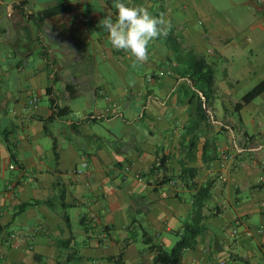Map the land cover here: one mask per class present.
<instances>
[{
	"label": "crops",
	"instance_id": "1",
	"mask_svg": "<svg viewBox=\"0 0 264 264\" xmlns=\"http://www.w3.org/2000/svg\"><path fill=\"white\" fill-rule=\"evenodd\" d=\"M187 1L127 3L171 25L134 64L100 25L116 19L108 0H0V264H63L69 254L70 264H154L143 233L172 248L196 219L191 182L210 185L211 197L181 264H264V92L233 110L234 82L260 72L259 82L264 61L228 73L238 46L259 49L264 3L247 0L254 18L238 28L207 25ZM189 53L215 72L225 66L206 119ZM56 106L69 110L55 116ZM164 176L177 178L158 186Z\"/></svg>",
	"mask_w": 264,
	"mask_h": 264
},
{
	"label": "trees",
	"instance_id": "2",
	"mask_svg": "<svg viewBox=\"0 0 264 264\" xmlns=\"http://www.w3.org/2000/svg\"><path fill=\"white\" fill-rule=\"evenodd\" d=\"M109 3H112L114 5L117 0H108ZM120 2L130 6L129 4L125 3L123 0H120ZM59 9H45L40 12L39 18L43 19L44 17H47L48 15H51L55 12H57ZM113 13L117 17L118 10L113 6ZM189 63V75L188 79L192 83V87L194 89V97H197V105H196V111L198 113L199 118L206 119V113L204 104L209 103L210 95L213 92V85L215 81V71L213 66L204 58L201 56H196L194 54H186L185 56ZM51 91V86L48 88V92ZM202 93L201 96L198 95V92ZM262 92H264V78L261 79L259 82H257L254 86H252L249 90H247L240 98L239 100L233 105V110L236 112H239L247 103L255 99L257 96H259ZM68 107H54V115L60 116L64 115L68 112ZM54 150L56 149V144L53 145ZM11 156L14 159V154L11 152ZM165 163V157H161L158 160V164L156 168H163ZM187 171L190 175H193V171L191 168H185L184 172ZM177 178L176 176H164L160 181L157 182V185H162L169 183L173 179ZM183 177L181 174L179 175V178ZM61 189L60 192V198H61V204L63 205V196H64V190H62L63 184L58 185ZM191 186L196 189V192L194 194V210L193 213L196 216V219H194L193 222H186L184 223V226L182 227V232L180 238L175 242V244L172 246L170 250L164 249L161 245H158L153 242L152 236L150 234L143 233V242L148 245L149 249L153 252V263L154 264H181L182 256L185 250L187 249H193L196 244V237L202 232L203 226L200 224V221L203 217L201 214V211L204 207H206L208 199L211 197L210 194V185L205 186H199L195 182H191ZM59 189V190H60ZM30 205L23 204V207H26ZM135 239H130L124 241V246H128L131 242H133ZM37 256V254H35ZM74 254H69L66 262L63 264H70V259H72ZM58 264H61L59 262Z\"/></svg>",
	"mask_w": 264,
	"mask_h": 264
},
{
	"label": "clouds",
	"instance_id": "3",
	"mask_svg": "<svg viewBox=\"0 0 264 264\" xmlns=\"http://www.w3.org/2000/svg\"><path fill=\"white\" fill-rule=\"evenodd\" d=\"M118 10L115 20L106 16L100 25L108 32L111 45L118 50H125L134 58L133 63L148 60V46L170 30V22L163 14L153 16L143 5L128 6L120 0L114 4Z\"/></svg>",
	"mask_w": 264,
	"mask_h": 264
},
{
	"label": "rangeland",
	"instance_id": "4",
	"mask_svg": "<svg viewBox=\"0 0 264 264\" xmlns=\"http://www.w3.org/2000/svg\"><path fill=\"white\" fill-rule=\"evenodd\" d=\"M185 3L190 6V8L195 7L199 11V19H202V21L207 25L209 24V26H212L214 22H218V25L230 23L232 26L236 25V27L240 28L249 23L251 18H254V13L247 8V0H188ZM200 24L202 25V23ZM206 24H203V26L205 27ZM258 48L256 54L248 55L249 48L247 46H238L236 54L232 58V68L235 70L229 71L228 73L241 74V72L236 69L240 68L243 64L248 65L249 63H253L254 66L256 64H261L264 61V39L261 41L260 45H258ZM224 67L223 64L218 67L221 71L215 72L216 77H222V73H225V71H223V69H225ZM260 75H262L260 72H255L246 78L241 77L238 83L234 82V97L240 98L247 90L257 83Z\"/></svg>",
	"mask_w": 264,
	"mask_h": 264
},
{
	"label": "built area",
	"instance_id": "5",
	"mask_svg": "<svg viewBox=\"0 0 264 264\" xmlns=\"http://www.w3.org/2000/svg\"><path fill=\"white\" fill-rule=\"evenodd\" d=\"M123 1L125 3H129L130 2V0H123ZM256 2H257V4L261 5V4L264 3V0H256ZM148 78L150 80H152V77H148ZM37 103H38V98L36 96H33L32 98H30V100H29L30 107L36 108L37 107ZM217 151L220 153V155L222 157H225L226 158L227 155H226L225 151L222 148H217ZM87 167H88L87 162L86 161H82V163H81V169H79L78 172L79 173L80 172H83ZM227 232H229V233H231V234H233L235 236L238 235V230H237L236 226L235 225H232V224L230 226H228Z\"/></svg>",
	"mask_w": 264,
	"mask_h": 264
}]
</instances>
